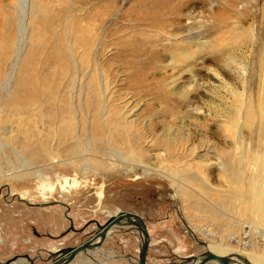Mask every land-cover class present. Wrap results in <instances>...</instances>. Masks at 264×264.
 Wrapping results in <instances>:
<instances>
[{"label": "rangeland", "instance_id": "rangeland-1", "mask_svg": "<svg viewBox=\"0 0 264 264\" xmlns=\"http://www.w3.org/2000/svg\"><path fill=\"white\" fill-rule=\"evenodd\" d=\"M28 1L35 5L31 32L26 25L19 31L17 9L26 0H0L1 121L22 96L34 101L47 96L58 65L54 34L64 35L70 28L81 33V43L89 38L86 24L101 41L98 61L105 66L112 106L149 136L150 141L137 148L143 153L140 164L150 170L172 167L175 163L164 159L161 168L156 155L168 148L162 138H173L179 143L178 164L186 163V169L197 167L217 194L239 196L236 201H222L161 173L149 170V175L137 178L141 174L137 168L135 173L123 172L125 163H138L136 157L126 156V133L108 145L114 153H109V163L105 160L108 146L97 155L108 167L93 170L90 155L93 147L99 150L102 145L93 143L95 129L85 127L82 142L69 140L62 146L59 154L64 160L49 172L50 186L39 185L33 176L0 182V264L19 258L28 264H49L47 251L78 246L97 230L94 221L103 224L119 211L145 220L150 235L147 264H191L205 252L204 243L209 250L224 245L234 253L229 257L255 252L264 264V216L259 208L255 212L246 204L248 195L257 194L264 184V122L258 109L264 92V0ZM156 6L162 12L160 19L154 14ZM188 32L199 34L198 42L204 45L196 47L199 53L193 61L168 66L177 39ZM17 50L20 60L16 66ZM74 51L81 56L82 50ZM23 57L28 59L24 67L27 85L21 88L15 79L24 76L20 70L25 65ZM39 80H45L47 87L43 89ZM217 110L230 118L237 112L244 114L243 121H237L244 129L242 135L232 129V123L222 126L221 117L213 113L217 115ZM6 145L0 171L21 169L22 157H30L27 151L17 143L7 141ZM222 150L230 151L234 170L240 169L238 185L231 184L214 165L222 161ZM65 159L79 164L65 165ZM262 193L264 199V188ZM66 215L77 231L69 229ZM254 215L257 228L251 226ZM141 241L135 227H117L99 248L80 253L70 264H137Z\"/></svg>", "mask_w": 264, "mask_h": 264}, {"label": "bare ground", "instance_id": "bare-ground-1", "mask_svg": "<svg viewBox=\"0 0 264 264\" xmlns=\"http://www.w3.org/2000/svg\"><path fill=\"white\" fill-rule=\"evenodd\" d=\"M156 7H157V11L153 13L157 15L158 19H160V17H162L161 14L162 12L159 6ZM17 10L20 19L19 31L21 29H24L26 25L29 32H31L32 31V27L30 26L31 17L35 10V5L32 2L30 3V1L26 0L24 7L23 8L20 7ZM85 25L86 24H84V31L87 32V34L85 33V35L89 34L88 35L89 38L83 40V42L81 43L79 39L81 33L79 35L77 32H73L72 29L70 28H66L64 35L54 34L53 36L54 45H55L54 58H56L55 62H57L58 65L56 66L57 68L56 73H54L52 77V85H51L52 87L48 89V91L45 93L47 96L45 98L42 97L41 101L39 100L34 101L31 98L30 99L23 98L22 96L21 99L20 98L17 99L18 102L16 101L17 103L14 107L15 109L12 108V110H10L5 115L4 120L1 121L0 119V156L3 153L4 149L9 147L8 145H6L7 141L10 142L12 145L16 143L19 144V146L23 150H26L27 154L30 156V157H26L24 155L25 157H22L25 160L22 162L23 164L21 169L19 168L10 169L8 172L5 173L0 171V182L2 181L3 178L7 179L8 181H12V180L17 181L24 178H28L29 176H33L36 178L39 185L42 183L43 186L44 183L50 186L52 182H50L49 172L50 171L53 172L58 167V165H62L63 162L62 160H64V159L61 160L59 154V152L61 153L62 146H64L65 143L69 140L73 141L74 143L82 142L83 140L82 129L85 127H90L95 129V133H94L95 135L92 136L93 143L99 142L102 145V147L99 150H94L93 147V153L92 155H90V157L93 159V167H91L93 170L98 168L105 169L106 167H108V164L103 163V159L101 158L100 155L105 152L106 150L105 146L110 145V142L114 143L115 139L117 138L119 139L124 133H126V136L124 137L125 143L128 144V147L125 149L127 150V154H128L126 156L128 158L136 157L138 159V163L128 164L127 162L125 163L127 167L122 168V171L126 173L127 172L135 173L136 170H134V168H137L141 172L140 176H137V178L149 175L148 171L150 170V168L144 165L145 163L144 164L141 163L143 165L140 164L142 158L141 157L142 152L137 150V148H139V144L143 143L145 145L146 142L150 141L148 140L149 136L145 137L140 132V130H138L135 124L126 120V118H124L118 111L119 109L118 110L114 109V107L112 106V102L114 98L111 96L110 89L108 87L109 84L106 75V70L104 68L105 66H103L100 63V61H98V54L101 48V41L95 38V35L92 36L90 32L91 30H89V28H86ZM88 27H90L89 24ZM179 36L181 37V35ZM198 36L199 34H191L188 32L187 34L183 35L180 39H177V45H175V47L173 48L175 49V51L170 52V61L167 63L168 66L169 65L172 66L173 63L178 64V63H182L185 60L190 61L191 59H193L194 55L199 53L196 47L204 45L198 42L200 39ZM207 43L212 45L210 41ZM75 48H77L78 50H82L81 56H79L77 52H75L76 50L74 51ZM16 54L18 57L16 63L17 66L20 60V52L17 50ZM177 56H180L179 60L176 59ZM208 58L209 57H207L206 59ZM21 60L25 63V65L22 63L20 67V70L23 73L26 70V68L24 67L28 65L27 64L28 59L26 57H23ZM26 76H27V72H24V76L21 77L17 75V78L15 79L21 88L25 84L27 85ZM38 82L43 87V89L48 85L45 80L43 81L39 80ZM57 94H61V95L57 98L56 97ZM43 105H46L48 107L47 108L48 111H46L47 109L43 111L45 109L43 108ZM258 109L261 113V119L264 122V92L261 95V100L259 101ZM213 113L215 116H218L219 118L221 117L222 126L228 127L229 124L232 123L234 125L232 127L233 130L238 131V134L242 131V128L237 126V124H239L237 123V121H239L241 118L243 121L244 114L241 115L242 113L240 114L237 112L235 117L230 118L225 113V111L223 112L221 111L220 113H218L217 110L216 111V113H218L217 115L215 114V111ZM32 118L34 120H31ZM229 118L231 121H229ZM242 132L240 133L241 135ZM169 136L170 134L168 135V137ZM165 138L166 137L162 138V140L168 142L169 145L172 144L173 142L174 144L171 146L168 145L167 146L168 148L165 150L164 153H157L156 158L158 160L161 159L162 161L160 165L161 168H163L165 164L163 162L164 159H165L164 161L172 160L175 164L172 165V167L170 168L157 169V170L151 169L150 171L164 174L165 176L172 179L173 182H177V183L179 182V184L180 183L188 184V185L190 184L191 186L198 187L205 193L211 192L215 197H221L222 201H224V199L227 200L234 199L233 201H236V198H238L239 194L234 192H229L224 195L217 194V192H215V190H213L209 186V184H207V182L204 180V177L201 176V173L199 172V170H197L198 169L197 167L193 166L191 169H186L184 168V165L186 163L178 164L181 158V156L179 155L180 154V149L178 147L179 143L177 142L178 144L177 145L176 141L172 140L173 138L170 139L167 138L165 139ZM152 141L155 140L152 139ZM239 141L241 140L239 139ZM108 149H109L108 158L105 159L106 161L111 160L110 157L111 154L113 153L112 149L109 148V146ZM190 152L192 153V151ZM229 152L230 151L228 150L220 151L219 153L221 157H223V159L221 162L218 161L214 165L217 166L220 172L226 175L227 180L231 184H237L240 176V169L236 168L234 170L233 168L234 161L231 158ZM98 154L100 155L97 156ZM160 155H163V157H160ZM65 161H67L65 162V165L68 166L71 163L73 165L79 164L77 160L74 161L70 159H65ZM81 169L84 172L85 169L84 168ZM263 188H264V184L261 183L260 190L257 192V194L255 193L253 195H248L246 204H251L253 209L254 208L256 209L254 210L255 212L258 211L259 208V211L264 216V205H263L264 199L262 193ZM21 195L22 194H20V196ZM217 206L226 208L224 207L225 206L224 203L222 204L218 203ZM252 219H253V223L251 224L252 228H257L258 221L256 216L254 215ZM204 247H205L204 253L210 252L217 256L228 257L230 260L229 264H246V263L263 264L262 263L263 260L255 252L248 253L243 257L235 254L236 255L235 258V257H229L232 254L234 255V253H232V250L225 247L224 245L216 244L214 246H211V249L209 250L207 244L204 243ZM77 263L79 264V262ZM213 263L221 264L217 261H209L206 264H213ZM11 264H28V261L19 258L14 262H12Z\"/></svg>", "mask_w": 264, "mask_h": 264}, {"label": "water", "instance_id": "water-1", "mask_svg": "<svg viewBox=\"0 0 264 264\" xmlns=\"http://www.w3.org/2000/svg\"><path fill=\"white\" fill-rule=\"evenodd\" d=\"M70 220V218L66 215ZM94 224L97 227V230L84 242L79 244L76 247H67L56 250L55 252H47L49 255L50 263L49 264H70L72 263L80 253L86 251H92L99 248L105 238L110 234V232L116 227H135L139 234L141 235V245L139 250V255L137 259V264H147L146 254L150 247V235L148 232L147 225L145 220L131 212L119 211L115 215H111L106 222L99 224L97 221H94ZM69 229L72 231H77L73 227V224L70 220ZM81 231V230H79ZM26 259H30L25 256ZM209 261H217L221 264H229L230 260L225 256H217L213 253L206 252L200 257L195 258L191 264H206ZM31 264V262H30ZM250 264V263H246Z\"/></svg>", "mask_w": 264, "mask_h": 264}]
</instances>
